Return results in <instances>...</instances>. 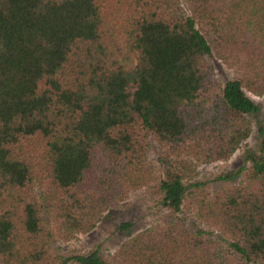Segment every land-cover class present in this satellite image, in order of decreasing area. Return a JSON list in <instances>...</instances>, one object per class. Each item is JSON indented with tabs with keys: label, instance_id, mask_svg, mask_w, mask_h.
I'll use <instances>...</instances> for the list:
<instances>
[{
	"label": "trees",
	"instance_id": "trees-1",
	"mask_svg": "<svg viewBox=\"0 0 264 264\" xmlns=\"http://www.w3.org/2000/svg\"><path fill=\"white\" fill-rule=\"evenodd\" d=\"M249 94L264 97V0H0V264H264V111ZM254 123L256 149L214 178L237 183L188 181ZM142 188L158 215L120 222L112 253L52 251Z\"/></svg>",
	"mask_w": 264,
	"mask_h": 264
},
{
	"label": "rangeland",
	"instance_id": "rangeland-1",
	"mask_svg": "<svg viewBox=\"0 0 264 264\" xmlns=\"http://www.w3.org/2000/svg\"><path fill=\"white\" fill-rule=\"evenodd\" d=\"M214 75L213 78L219 82H225L231 79L233 72L230 68L226 67L220 60L213 58ZM249 96L260 105L261 110L264 111V97L249 94ZM259 143V136L256 132V125L254 123V131L252 136L243 142L240 148L233 154L227 161H216L212 163H205L196 169V174L188 179L189 182L200 181L208 182L210 188H216L222 185H229L237 183L241 177L235 178L231 183L229 182H215L214 178L217 174L225 171H231L238 168L243 161V153L248 148L256 149ZM158 158V147L152 142L149 151V159L156 162ZM157 165V174H160V166ZM210 181V183H209ZM157 195L153 190L142 188L130 192L127 199L120 203L114 209L105 212L101 221L96 227L86 233L79 234L70 240H63L57 234H53L51 239L52 251L62 257H67L75 253H84L91 249H99L104 254L112 253L117 246L124 240L125 235L117 230V225L122 221H131L134 225V231H139L149 226L158 215L159 204L157 202ZM190 221L197 220L192 212L185 211ZM207 230L206 226H202ZM213 236L219 238L217 231H214Z\"/></svg>",
	"mask_w": 264,
	"mask_h": 264
}]
</instances>
